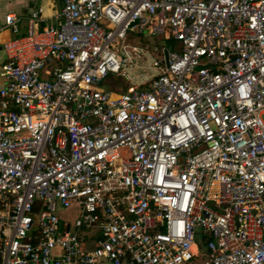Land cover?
<instances>
[{
    "label": "built area",
    "instance_id": "obj_1",
    "mask_svg": "<svg viewBox=\"0 0 264 264\" xmlns=\"http://www.w3.org/2000/svg\"><path fill=\"white\" fill-rule=\"evenodd\" d=\"M22 20L1 28L0 264H264V0Z\"/></svg>",
    "mask_w": 264,
    "mask_h": 264
},
{
    "label": "crops",
    "instance_id": "obj_2",
    "mask_svg": "<svg viewBox=\"0 0 264 264\" xmlns=\"http://www.w3.org/2000/svg\"><path fill=\"white\" fill-rule=\"evenodd\" d=\"M62 7V0H0V67L6 59L5 51L2 47L3 43L8 40L10 33L8 30H1L4 26L5 16L9 13H14L23 17L21 22V33L26 31V24L22 26L23 21L31 11L41 8L43 22L42 26L50 24L54 15ZM24 28V29H23ZM23 30V31H22ZM3 85L2 77L0 76V88ZM76 212V211H75ZM74 215H76V213ZM65 219L72 222V218L68 214H63ZM62 215V216H63Z\"/></svg>",
    "mask_w": 264,
    "mask_h": 264
},
{
    "label": "trees",
    "instance_id": "obj_3",
    "mask_svg": "<svg viewBox=\"0 0 264 264\" xmlns=\"http://www.w3.org/2000/svg\"><path fill=\"white\" fill-rule=\"evenodd\" d=\"M170 44H171L170 41H167L165 43V45L167 47L171 48ZM127 85H128V83H126L122 77L115 76V75H109L107 77V79L103 82V86L105 88H109V89L115 90V87H118V89H119L118 91H121V92L126 90Z\"/></svg>",
    "mask_w": 264,
    "mask_h": 264
},
{
    "label": "rangeland",
    "instance_id": "obj_4",
    "mask_svg": "<svg viewBox=\"0 0 264 264\" xmlns=\"http://www.w3.org/2000/svg\"><path fill=\"white\" fill-rule=\"evenodd\" d=\"M25 24H26V21L24 20L23 23H22V26H25ZM23 34H25V30L22 33H20V35H23ZM155 44H157V41H155ZM140 64H143V63H140ZM141 71L142 72L144 71L147 74L150 73L149 71H145V70H141ZM124 81L126 83H128L126 79H124ZM115 90H119L118 87H115ZM73 210H74V208H71V209H68V210H65V211L64 210H60V213L68 214L70 216V219L72 218V220H73L76 217V215H74V213H73L74 212ZM197 239H200V237L198 236ZM194 264H202V262H201V260H196Z\"/></svg>",
    "mask_w": 264,
    "mask_h": 264
},
{
    "label": "water",
    "instance_id": "obj_5",
    "mask_svg": "<svg viewBox=\"0 0 264 264\" xmlns=\"http://www.w3.org/2000/svg\"><path fill=\"white\" fill-rule=\"evenodd\" d=\"M164 53L166 57V63L168 64V49H165Z\"/></svg>",
    "mask_w": 264,
    "mask_h": 264
}]
</instances>
